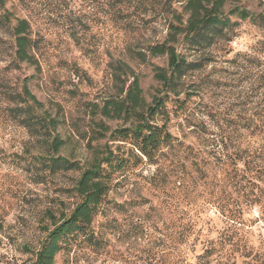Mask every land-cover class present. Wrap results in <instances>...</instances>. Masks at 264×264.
<instances>
[{"label": "rangeland", "instance_id": "obj_1", "mask_svg": "<svg viewBox=\"0 0 264 264\" xmlns=\"http://www.w3.org/2000/svg\"><path fill=\"white\" fill-rule=\"evenodd\" d=\"M187 1L168 3L180 14ZM26 4L18 5L16 13L32 23L39 65L23 64L11 71L10 84L17 87L30 78L32 92L60 122L58 132L66 141L60 155L85 164L93 147L108 143L109 133L101 141L93 140L96 120L110 130L131 126L124 120L96 117L95 106L116 98L134 79L147 103L163 90L154 69L166 68L167 58L142 62L131 57L129 48L142 50L167 40L173 14L157 7L116 21L110 6L100 0H31L28 9ZM235 7L264 17V0L230 1L224 10ZM126 20L133 30H124L121 24ZM232 20L239 25L227 44L204 51L179 46L187 60L200 67L182 80L179 98L184 108L177 111L168 104L170 115L157 120L193 154L190 149L168 151L156 164L144 161L121 176L110 199L122 207L112 208L95 223L104 249L75 248L58 254L54 264H192L206 240L222 243L230 264H264L260 208L232 209L237 194L227 186L232 168L223 157L225 145L233 150L231 140L243 147L254 142L246 136L248 120L256 124L264 109V25L237 16ZM0 38L6 39L1 31ZM1 44L3 68L11 57L7 45ZM119 74L125 83L117 80ZM117 144L121 152L126 150ZM45 147L44 139L0 116V264H36L47 230L80 202L73 190L79 171L51 175L42 170L38 160ZM187 225L199 236L190 238L184 263L178 240Z\"/></svg>", "mask_w": 264, "mask_h": 264}, {"label": "trees", "instance_id": "obj_2", "mask_svg": "<svg viewBox=\"0 0 264 264\" xmlns=\"http://www.w3.org/2000/svg\"><path fill=\"white\" fill-rule=\"evenodd\" d=\"M30 1L0 0V31L6 37L0 38V56L5 50L1 44L4 43L11 57L9 64L0 68V116L27 129L31 135L44 139L45 155L38 160L42 170L51 175L79 171L73 190L80 197V202L69 215L63 216L58 223H53L51 230H47L36 254V264H54L58 254L70 253L75 248L86 247L93 251L104 249L95 223L112 208L122 207L110 199L121 176L140 167L144 161L156 164L168 151L191 150L189 146H181L166 123L157 122L158 118L170 115L168 104H174L177 111L184 108V103L179 98L182 80L200 67L198 62L188 61L185 53L178 50L179 46L182 44L184 50L204 51L218 44H227L236 37L239 25L232 20V16L263 25L264 17L240 7L226 13L224 9L227 3L237 0H188L180 14L172 10L168 0H100L110 6L111 17L116 21L147 14L158 7L164 13L173 14L174 22L170 23V36L164 42L149 44L142 50L129 48L131 57L142 62L148 57L167 58L166 68L154 69L155 79L163 90L158 91L151 103H147L142 96L138 79H134L127 88L125 84L120 88L116 98L107 100L101 107L95 106L93 113L96 117L124 120L131 123V126L110 130L102 120H96L93 140L101 141L109 133L108 143L103 147H93L92 158L85 164H80L60 155L66 143L58 132L60 122L32 92L30 78H25L17 87L10 84L8 78V73L20 69L23 64L31 67L39 65V42L34 36L32 23L29 18L16 13L18 5L27 3L30 6ZM121 25L124 30L134 29L127 20ZM117 80L125 83L120 74L117 75ZM248 123L246 139H254L253 143L249 142L243 147L239 140H231L232 152L229 151L231 148L224 146V163L232 168L227 186L237 194V198L233 200V210L236 208L242 211L244 206H257L264 220V109L258 114L256 124L253 120H248ZM224 139L223 134L222 143ZM227 139H230V134ZM117 143L125 145L126 150L121 152V144ZM196 156L198 158L199 154H194V158ZM213 158L220 161L217 154ZM227 195L232 197L230 193ZM195 234L199 236V232L196 233L193 227H182L178 250L184 263L187 262L183 257L187 256L185 247L191 244L190 238ZM202 245L201 253L192 264H230V260L224 257L228 250H225L222 243L206 240Z\"/></svg>", "mask_w": 264, "mask_h": 264}]
</instances>
